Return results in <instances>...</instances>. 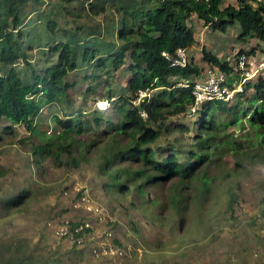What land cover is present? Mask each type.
<instances>
[{"label": "trees", "instance_id": "trees-1", "mask_svg": "<svg viewBox=\"0 0 264 264\" xmlns=\"http://www.w3.org/2000/svg\"><path fill=\"white\" fill-rule=\"evenodd\" d=\"M45 3L0 0V141L21 124L29 134L19 142L32 145L37 163L51 158L55 166L71 169L97 160L99 175L107 178L104 189L110 187L114 196L135 187L144 201L147 186L169 183L159 216L172 220L171 231L185 228L191 206L203 210L221 167L225 176L232 174L223 156L234 155L235 168L264 162V75L252 80L241 67L231 74V64L205 51L206 62L225 74L231 88L246 80L233 99L197 103L193 89L200 67L190 61L174 65L164 56L196 42L194 16L214 30L238 26L240 40L264 44V0H50L56 17L40 10ZM118 72L125 85L114 95L111 79ZM77 74L88 81L78 93L81 103L103 86L109 106H80L73 92ZM193 108V123L174 120ZM239 109L256 133L249 148L221 119ZM172 131L191 132L193 147L186 151L162 141ZM32 195L30 188L5 195L0 209H20ZM147 201L157 205L156 199ZM60 262L37 253L26 237L0 233V264Z\"/></svg>", "mask_w": 264, "mask_h": 264}, {"label": "rangeland", "instance_id": "rangeland-1", "mask_svg": "<svg viewBox=\"0 0 264 264\" xmlns=\"http://www.w3.org/2000/svg\"><path fill=\"white\" fill-rule=\"evenodd\" d=\"M44 1L40 10H48L51 17H56V8H51L50 0ZM81 20L91 21L90 17ZM192 26L196 42L186 48L185 55L187 61L201 69L200 76L194 78L197 83L208 81L211 72H219L206 62L205 51L231 64V74L239 73V61L244 56L245 64L241 68L247 78L256 80L264 75V66L259 68L264 63L263 43L252 37L240 40L238 26H230L226 31L214 30L197 16L193 17ZM114 74L111 83L117 95L124 89L125 78L120 72ZM75 76L81 79L80 74ZM245 80L239 91L243 90ZM87 82L79 80L74 95L86 89ZM107 92L102 86L88 94L87 103H81L79 96L77 100L84 109L106 108L109 102L102 95ZM234 97L235 93L231 95L232 99ZM192 113L174 120L191 124L197 116L195 111ZM221 119L244 147L249 148L256 141L255 130L241 116L240 109ZM14 129L16 134L4 135L0 141V200L28 188L34 195L20 209H0V233L26 237L37 253L61 259L54 264H264L263 161H247L243 167L235 168L236 157L223 156L221 160L233 169L232 174L225 176L226 169L221 167L203 210L197 212L191 206V217L185 228L171 231L172 220L159 216V205L166 200L169 183L154 188L147 186L144 201L135 187L128 193L114 196L110 187L104 189L107 178L99 175L97 160L71 169L55 166L51 158L37 163L38 156H34L32 145L19 142L29 133L21 124L14 125ZM191 135V132L172 131L166 133L162 141H174L187 151L193 147ZM97 153L94 149L92 155ZM179 156L184 158L183 154ZM186 191L191 193L192 189ZM148 199H156L157 205ZM132 200L137 207L131 204ZM79 219H92L96 233L103 236L105 229L108 230L110 243L113 241L115 248H124V255L121 258L94 255L93 245L98 239L91 245L75 248L72 241L58 237L56 229L62 223ZM200 219L203 222L198 227L195 222Z\"/></svg>", "mask_w": 264, "mask_h": 264}, {"label": "built area", "instance_id": "built-area-1", "mask_svg": "<svg viewBox=\"0 0 264 264\" xmlns=\"http://www.w3.org/2000/svg\"><path fill=\"white\" fill-rule=\"evenodd\" d=\"M184 48H179L175 56H171L169 53L164 52V56L170 58L174 65H186L188 63L185 55ZM241 67L245 64V58H240ZM264 63L259 65V68H263ZM216 74V75H215ZM211 72L208 81H201L194 85L193 94L196 96L197 103L205 100L219 99L228 100L231 99V95L241 89V83L236 88H231L227 84V79L222 72ZM193 111L195 108L192 109ZM98 210V209H97ZM67 221L56 229V234L59 238L72 241L79 246L90 245L93 240L98 239L97 244L93 245V254L96 256H122L124 255V248H115L112 238V244L110 243L111 233L105 229V236L102 233H96L92 224V219H79L73 220V222ZM78 224V225H75Z\"/></svg>", "mask_w": 264, "mask_h": 264}]
</instances>
